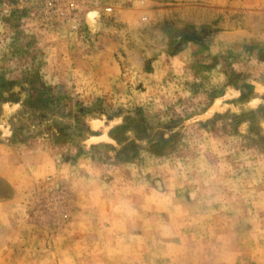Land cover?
I'll return each instance as SVG.
<instances>
[{"label":"rangeland","instance_id":"rangeland-1","mask_svg":"<svg viewBox=\"0 0 264 264\" xmlns=\"http://www.w3.org/2000/svg\"><path fill=\"white\" fill-rule=\"evenodd\" d=\"M0 264H264V0H0Z\"/></svg>","mask_w":264,"mask_h":264}]
</instances>
